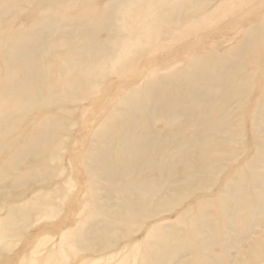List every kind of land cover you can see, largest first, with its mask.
<instances>
[{
  "label": "bare ground",
  "instance_id": "obj_1",
  "mask_svg": "<svg viewBox=\"0 0 264 264\" xmlns=\"http://www.w3.org/2000/svg\"><path fill=\"white\" fill-rule=\"evenodd\" d=\"M3 184L12 264H264V0H0Z\"/></svg>",
  "mask_w": 264,
  "mask_h": 264
},
{
  "label": "rangeland",
  "instance_id": "obj_2",
  "mask_svg": "<svg viewBox=\"0 0 264 264\" xmlns=\"http://www.w3.org/2000/svg\"><path fill=\"white\" fill-rule=\"evenodd\" d=\"M3 187V191L0 192V199H7L9 194H14L15 192H19V190L15 187H10L6 184H3L0 188ZM62 218V215H60L58 218L53 219H41L36 220L35 218L32 220L34 223L32 226L28 229V234H40L44 233L45 230L41 229V226L43 224H52L59 222ZM22 224L18 223L17 228L21 227ZM22 248V243L18 245L16 248L12 249L11 251L1 254L0 255V264H12V262H17L20 252Z\"/></svg>",
  "mask_w": 264,
  "mask_h": 264
}]
</instances>
